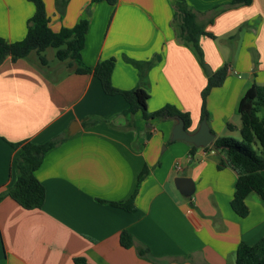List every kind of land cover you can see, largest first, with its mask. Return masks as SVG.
Here are the masks:
<instances>
[{
	"label": "crops",
	"instance_id": "0c3cea01",
	"mask_svg": "<svg viewBox=\"0 0 264 264\" xmlns=\"http://www.w3.org/2000/svg\"><path fill=\"white\" fill-rule=\"evenodd\" d=\"M231 1L186 0L213 35L200 37L204 69L177 37L181 18L172 0H66L63 12L55 0H43L53 31L88 19L81 52L88 67L114 58V87H143L148 111L171 104L188 112L189 132L202 122L207 73L226 65L224 81L206 98L214 140L239 134V100L252 83L264 85V0ZM33 13L28 0H0V37L21 40ZM128 58L154 64L141 80ZM126 107L92 72L76 73L66 61L41 65L28 56L0 64V191L16 180L20 142L66 134L35 171L45 189L42 207L0 200V264H75L76 258L85 260L80 264H234L240 242L264 236L257 194L245 199L246 217L230 207L237 174L220 166L223 153L212 145L191 151V143L171 139L175 118L146 121L139 112L124 115ZM177 176L193 180L191 196L176 189ZM136 188L134 209L110 203L127 200ZM122 231L132 237L128 248L120 245ZM140 247L154 261L140 256Z\"/></svg>",
	"mask_w": 264,
	"mask_h": 264
},
{
	"label": "trees",
	"instance_id": "16d2710c",
	"mask_svg": "<svg viewBox=\"0 0 264 264\" xmlns=\"http://www.w3.org/2000/svg\"><path fill=\"white\" fill-rule=\"evenodd\" d=\"M34 5V13L28 20L25 36L18 41L9 42L0 37V64L9 57L12 62L27 58L32 51L37 54L41 65L47 64L43 51L48 47L55 49V57L59 61H66L68 68L76 73L92 72L100 81L101 87L106 94H120L127 103L124 115L140 113L146 121L151 119H166L179 117L183 120L184 128L188 131L191 124L190 114L181 111L171 104L161 108L148 111L146 102L148 92L141 86L130 90H120L111 82V74L114 66V58L100 60L90 68L82 60V49L85 35L88 29V19L81 18L74 26L61 27L53 31L49 25L43 0H28ZM98 0H91L95 2ZM114 4L116 0H106ZM252 0H232L230 5L250 4ZM175 15L180 16V22L176 24L177 37L189 47L200 65L205 69L206 63L203 51L200 47V37L208 34L204 26L200 24L194 11L186 0H172ZM59 12L64 11L66 0H55ZM138 71L141 80L146 76L154 64V60L138 61L127 59ZM227 66L224 65L212 73H207L206 84L201 90V119H207L206 98L213 87L222 84L226 76ZM237 111L240 116V140L231 136L216 137L211 146L212 149L223 153L220 166H230L235 170L237 177L234 183V192L230 200V207L239 217H246L249 208L246 197L249 193L257 194L264 203V85L252 83L239 100ZM230 128L231 125H228ZM66 138V134H60L44 143H34L30 140L20 142V151L15 158L14 168L16 170L15 182L5 190L0 191V200L5 196L12 198L25 209L41 208L45 198V189L35 176V171L41 164L45 153ZM191 151L196 149L190 144ZM208 148V147H207ZM146 171L139 175L138 183L144 177ZM134 193L125 201L110 202L124 209H134ZM120 245L128 248L133 240L127 231H122L119 236ZM140 256L151 259L148 248L138 249ZM83 258H76L75 264L84 263ZM235 264H264V236L253 244L240 242L235 251Z\"/></svg>",
	"mask_w": 264,
	"mask_h": 264
},
{
	"label": "water",
	"instance_id": "95a60500",
	"mask_svg": "<svg viewBox=\"0 0 264 264\" xmlns=\"http://www.w3.org/2000/svg\"><path fill=\"white\" fill-rule=\"evenodd\" d=\"M177 123L172 130V140H184L195 146L206 147L213 144L214 135L209 131L208 125L205 120H202L199 128L195 132H189L184 128L183 120L175 117ZM75 129L70 128L69 134H72ZM176 189L185 197L193 194L195 185L191 178L185 176H177L174 179Z\"/></svg>",
	"mask_w": 264,
	"mask_h": 264
},
{
	"label": "rangeland",
	"instance_id": "374dc122",
	"mask_svg": "<svg viewBox=\"0 0 264 264\" xmlns=\"http://www.w3.org/2000/svg\"><path fill=\"white\" fill-rule=\"evenodd\" d=\"M44 56H45V58H46V60H47V65H49V64H51L52 62H61V61H59L58 59H56V57H55V49L53 48V47H48V48H46L44 51H43V53H42ZM36 58L37 57V54L35 53V51H32L31 53H30V55H29V58ZM233 138H235V139H237V140H240V135L239 134H237L235 137H233ZM234 264H235V262H234Z\"/></svg>",
	"mask_w": 264,
	"mask_h": 264
}]
</instances>
